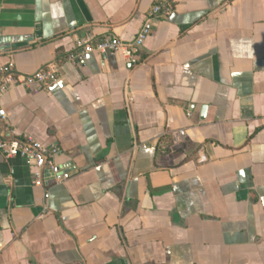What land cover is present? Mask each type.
I'll list each match as a JSON object with an SVG mask.
<instances>
[{
    "label": "crops",
    "instance_id": "1",
    "mask_svg": "<svg viewBox=\"0 0 264 264\" xmlns=\"http://www.w3.org/2000/svg\"><path fill=\"white\" fill-rule=\"evenodd\" d=\"M148 19L134 58L65 62ZM52 62L0 113L70 177L0 153V264H264V0H0V65Z\"/></svg>",
    "mask_w": 264,
    "mask_h": 264
},
{
    "label": "built area",
    "instance_id": "2",
    "mask_svg": "<svg viewBox=\"0 0 264 264\" xmlns=\"http://www.w3.org/2000/svg\"><path fill=\"white\" fill-rule=\"evenodd\" d=\"M170 7L155 6L150 16L160 13L167 15ZM151 33V19L145 21L137 36L129 42L109 36L95 42L93 38L86 37L77 39L75 42L76 52L68 54L65 62L79 63L85 55L97 53H119L127 59L134 58L143 47ZM61 62H52L32 75H21L16 72L12 64L0 65V100L10 90L35 87L37 90L48 88L55 84L60 77ZM0 153L5 159L21 158L24 162L35 168V185L40 186L45 179L50 182H62L69 179V174L64 173L56 164L59 152L55 148H48L32 137L18 136L15 130L7 123L6 115L0 113ZM44 176L46 178H44Z\"/></svg>",
    "mask_w": 264,
    "mask_h": 264
}]
</instances>
